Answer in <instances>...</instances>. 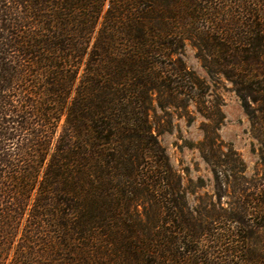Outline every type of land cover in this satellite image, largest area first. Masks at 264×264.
<instances>
[{
	"label": "trees",
	"instance_id": "obj_1",
	"mask_svg": "<svg viewBox=\"0 0 264 264\" xmlns=\"http://www.w3.org/2000/svg\"><path fill=\"white\" fill-rule=\"evenodd\" d=\"M189 44L264 146V0H0V264H264V183L193 210L160 144L193 107L226 177Z\"/></svg>",
	"mask_w": 264,
	"mask_h": 264
},
{
	"label": "rangeland",
	"instance_id": "obj_2",
	"mask_svg": "<svg viewBox=\"0 0 264 264\" xmlns=\"http://www.w3.org/2000/svg\"><path fill=\"white\" fill-rule=\"evenodd\" d=\"M182 59L188 69L204 80L212 93L220 96L223 101L222 112L225 120L218 134L224 145L221 158L225 161L226 177L216 181L211 167L197 149L198 143L203 140L200 125L204 119L193 107L190 111L194 122L191 124L184 118L173 115L170 130L159 136L160 144L173 170L181 178L191 209L203 212V209L219 213L235 212L238 210L237 204H234L240 190L238 185L249 188L250 192H246L248 196L258 184L264 183V146L256 138L232 85L223 77H210L203 68L197 51L190 44L185 47ZM237 158L244 164V173L229 172ZM247 196L240 201L252 203ZM228 227L227 221L215 225V229L221 231Z\"/></svg>",
	"mask_w": 264,
	"mask_h": 264
}]
</instances>
